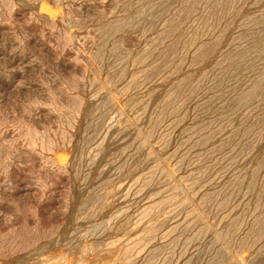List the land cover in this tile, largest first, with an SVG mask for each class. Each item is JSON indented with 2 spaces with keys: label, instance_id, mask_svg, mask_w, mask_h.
I'll list each match as a JSON object with an SVG mask.
<instances>
[{
  "label": "rangeland",
  "instance_id": "374dc122",
  "mask_svg": "<svg viewBox=\"0 0 264 264\" xmlns=\"http://www.w3.org/2000/svg\"><path fill=\"white\" fill-rule=\"evenodd\" d=\"M113 9H116V11H113ZM189 24L192 25L187 27ZM195 27L196 29H194ZM97 28L98 30H96ZM115 29L117 31H115ZM108 30L110 31L108 32ZM160 31L162 32L160 33ZM214 31L216 32L214 33ZM221 33L224 34L222 35ZM181 34L183 35L182 37ZM103 36H105V38ZM156 38H158L159 41H157ZM184 42L186 43L184 44ZM118 43L120 44L119 46ZM111 45H115V47ZM263 46L264 0H0V140H3L2 142L0 141V264L5 261L7 262V260L13 261L22 259L26 256V254L35 250L40 245L39 239L40 235H42L40 232L44 233L47 229V226L48 231L49 229L51 230L49 226H51L53 229L55 228L54 230H65L68 222L71 221L73 219L72 217H75V215L79 212L77 209L79 201L92 196H96L95 199L97 206L95 207L98 208H93L92 205L91 209L89 206L85 210H80V212L87 213L84 214L85 217H87L89 214L91 215V213L95 210H99V208L104 206L103 204H105V202L108 201L110 197L111 199H115V203L117 202L116 204H120V202L125 201L123 198L126 197L133 200L134 203L130 208H132L131 210H133V214L136 213V215H134L137 218H140L137 220L139 222L142 220L141 223L143 225L140 223L139 225L141 228H139L144 231L142 232L144 235L141 234V238L134 237L135 239H132L133 241L129 243V249H135L136 246L139 247L142 238L143 241H150V239L153 238L152 240L154 241L151 240V243L153 242L152 244L155 245L161 244L172 246L171 242L172 244L174 243L172 249L173 251L171 250L172 247H168L171 250L169 253H167L168 256L163 254L160 257L162 260L157 259V261L154 260L149 264H156V262H158L157 264H162L164 263L162 262L163 259L167 257V259H165L169 260L168 257H170L172 254V256H174L176 259L180 254L178 251H176L178 247L180 248L181 245L183 247L189 246V248L194 247V243L203 239V237L207 234V236L212 237L213 241L218 240L217 242L221 248H223V251L225 250V259L226 263L228 264L231 263L232 259H241L242 257L244 258L246 264H257V260H263L264 250H260L264 247V80H262L264 78ZM112 47L115 49L120 47V50L118 51L117 48L116 53L114 51L115 49ZM153 47H157V50ZM197 48L198 50L196 51ZM98 49L101 50L99 51ZM141 50L144 51L142 52ZM103 52H105V54ZM114 53H120L121 55H115ZM151 54L153 55L151 56ZM104 56L105 58L103 59ZM172 56L174 58H172ZM110 57H112L111 59L113 60H111ZM144 58L148 59L145 61ZM116 59L118 61H116ZM78 61L81 63H78ZM104 65H107L106 67L109 69L107 70ZM103 67H105L104 70ZM204 69L206 71H204ZM110 70L113 71L111 72ZM82 72L84 73L83 78L81 76ZM121 72H123V74H121ZM151 73L153 74L151 75ZM96 75L98 76L96 77ZM117 75H119V77L122 75L123 76L119 78ZM66 76H68L70 80ZM91 77L93 79L95 77L97 81L94 79L96 81L94 82ZM243 77L246 78L247 81ZM110 80H112V84ZM117 81H122V85L120 82L117 83ZM189 81L191 82L189 83ZM102 82L104 84H102ZM80 83L84 84L83 87L89 86L91 84L105 85L110 93H112V97H115L114 101H117V105L120 103L118 105V109L124 110L127 116L133 120L132 128L130 130L134 134L141 135L139 136L142 141L144 140L143 144L145 145V151L147 150L146 154L148 167L146 170L147 175L145 182L141 177L142 175L140 176V174L138 175V173L133 172L131 176L128 177L129 179L121 178L122 180H120V178L114 177V181L111 180L109 182L111 187L109 183L108 185L101 186L96 190L95 187L92 186L91 189L93 191L89 189L88 192L79 194L76 191L75 186L69 183V177L65 176L62 178V180L56 181V178L51 175L53 174L57 177V174L51 171L53 165H51L50 162H47L50 161L55 155L54 151L50 150L54 145L51 146V144H53L51 143V139H40L38 134L41 132L40 130L44 128L54 127L55 123L53 122L55 121L57 122V124H55L57 128L59 124V131L57 132L58 134H56L59 142L58 144L63 146V143L66 145L69 142L68 140H70L71 137L68 133L75 123V120H72V118H75L80 103V100H78L79 92L77 91L80 89L78 87L82 85ZM108 84L110 86H108ZM125 85H127L133 91L127 86L126 89H124ZM136 85L138 87H136ZM193 86H196V89ZM251 86L253 91L250 89ZM73 87H75V89ZM117 90H121L123 92L120 91V93ZM244 92H246V95ZM122 93V96L119 95ZM130 94L133 95L130 96ZM243 94L244 97L241 99ZM247 94H254V96L258 98L253 101H248L247 98L249 96ZM235 96L239 97L235 98ZM42 100L46 101L48 104ZM131 101L133 105L130 104ZM39 102H43V105H41V103L39 104ZM147 102L150 104L148 103L147 105ZM36 105L37 108L35 107ZM144 105H146V108ZM256 106L258 107L257 109ZM42 112H44V115ZM228 113L229 115L227 116ZM14 117L16 119H13ZM34 118L36 119L37 123L39 122L38 126L36 121H34ZM66 118L70 119L66 120ZM53 119L55 120L53 121ZM42 123L44 126H46L43 127ZM139 124L141 128L139 127ZM219 124L222 125V127H220ZM239 127L240 130H238ZM121 128L123 129L124 127L120 126V130ZM23 129H25V132ZM3 130L4 132H2ZM7 132H10V135ZM21 132H24L25 134H22ZM34 133H36L35 137L33 135ZM21 134L24 136H21ZM15 135L19 136L16 138ZM208 138L210 140H208ZM24 139H26V141L23 143ZM30 139H32V141ZM40 140H42V142ZM12 141L14 143H12ZM30 141L32 143H30ZM205 141H207V143ZM10 143H12L13 146ZM17 147L21 148L18 149ZM38 149L43 152H40ZM151 149L152 151H150ZM26 150L27 152H25ZM49 154H51V156ZM31 158L34 160H31ZM38 159L41 160L38 161ZM10 163L14 164L15 166L12 164L10 165ZM43 166H45V169ZM36 170L38 171L36 172ZM43 175L44 177H42ZM30 176L32 177L30 178ZM147 177H150V180ZM29 180H31V182H29ZM39 181H41V184H38ZM62 181L66 182L63 183ZM115 181L119 183L116 184ZM42 182L44 184H42ZM121 183H124V186ZM161 183L162 185H160ZM38 185H40V187H38ZM175 185L176 187L174 188ZM44 186L47 187V189L45 188L47 194L45 193V190H42L44 193H41V189L44 188ZM62 186L66 188L64 189ZM115 186L119 189L116 188L115 190ZM103 187L104 190L107 187L105 192L106 194L108 192L109 197H107L106 194L103 196L104 192H101L104 191ZM159 188L162 190H159ZM248 188L249 190L247 191ZM48 191L54 192H52L50 195V192ZM111 191H113V193ZM95 192L97 193L95 194ZM233 192H235V195H233ZM97 194H100L101 197H99L100 195L98 196ZM110 194H113V197ZM72 197L75 198L73 199ZM100 198H103L104 201L101 200L100 202ZM60 201L61 203L63 202V204H61ZM118 201L120 202L118 203ZM137 201L139 202L137 203ZM203 201L204 203L206 202V204H204ZM74 203L76 204L74 205ZM140 203H143L144 205ZM75 206L76 209H74ZM43 207L45 208L43 209ZM67 210L71 215L66 212ZM60 213L62 214L60 215ZM135 216L133 221L136 223L134 224L136 226L138 221L136 220ZM60 219H63V223ZM54 223H56V225ZM52 225H54V227ZM191 225L194 226L193 229ZM134 228L136 231L135 229H133V231L136 234L138 227ZM69 229H71V227ZM153 230H156L155 234L152 233L154 232ZM37 233H40L39 236ZM149 233L151 234L149 235ZM35 235L36 238H34ZM201 235L202 237H200ZM164 237H168L167 240ZM198 237H200V240ZM262 240L263 242H261ZM28 241H31L30 243L33 242V244H37L39 242V244H32L31 246ZM251 243H254L253 247ZM16 244H21L24 247L21 245L18 246ZM117 244L116 245L118 247H122L121 243ZM239 245L241 246L237 247ZM33 246L35 249H33ZM8 247L10 249H8ZM27 247H30L29 250ZM20 248H22V250ZM15 249L16 251H12ZM257 254L260 255L257 256ZM237 255H240L241 257ZM172 256L170 257V260H174Z\"/></svg>",
  "mask_w": 264,
  "mask_h": 264
},
{
  "label": "bare ground",
  "instance_id": "6f19581e",
  "mask_svg": "<svg viewBox=\"0 0 264 264\" xmlns=\"http://www.w3.org/2000/svg\"><path fill=\"white\" fill-rule=\"evenodd\" d=\"M188 1V0H187ZM201 1H203V0H201ZM210 1V0H209ZM217 1H219V0H217ZM117 2V1H116ZM166 2V1H165ZM196 2V1H195ZM212 2V1H211ZM237 2V1H236ZM55 3V2H54ZM184 3H185V1H184ZM193 3V2H192ZM201 3V2H200ZM101 4H102V2H101ZM106 4V3H105ZM132 4V3H131ZM134 4V3H133ZM189 4V3H188ZM188 4H187V6H188ZM194 4V3H193ZM207 4V3H206ZM211 4H216V3H211ZM234 4V3H233ZM245 4V3H244ZM73 5V4H72ZM129 5V4H128ZM143 5V4H142ZM181 5V4H180ZM183 5V4H182ZM170 6V5H169ZM172 6V5H171ZM187 6H186V8H187ZM223 6H224V4H223ZM230 6V5H229ZM237 6V5H236ZM4 7H6V6H4ZM143 7V6H142ZM145 7V6H144ZM149 7V6H148ZM219 7V6H218ZM92 8V7H91ZM132 8V7H131ZM186 8H184V9H186ZM191 8V7H190ZM215 8V7H214ZM183 9V10H184ZM198 9V8H197ZM212 10V9H211ZM219 10V9H218ZM229 10V9H228ZM92 11H93V9H92ZM97 11V10H96ZM109 11V10H108ZM113 11H116V9L114 10L113 9ZM157 11V10H156ZM206 11V10H205ZM220 11V10H219ZM20 12V11H19ZM70 12V11H69ZM138 12V11H137ZM195 12V11H194ZM99 13V12H98ZM113 13H115V12H113ZM139 13V12H138ZM178 13H180V12H178ZM217 13V12H216ZM10 14V13H9ZM43 14V13H42ZM41 14V15H42ZM79 14V13H78ZM146 14V13H145ZM83 15V14H82ZM102 15V14H101ZM109 15V14H108ZM172 15V14H171ZM180 15V14H179ZM203 15V14H202ZM215 15V14H214ZM219 15V14H218ZM224 15V14H223ZM47 16V15H46ZM85 16V15H84ZM205 16V15H204ZM212 16V15H211ZM193 17V16H192ZM197 17V16H196ZM207 17V16H206ZM262 17V16H261ZM107 18H108V16H107ZM123 18V17H122ZM127 18V17H126ZM131 18V17H130ZM151 18V17H150ZM199 18V17H198ZM204 18V17H203ZM208 18V17H207ZM215 18V17H214ZM234 18V17H233ZM121 19V18H120ZM193 19V18H192ZM197 19V18H196ZM195 19V20H196ZM232 19V18H231ZM115 20V19H114ZM142 20V19H141ZM167 20V19H166ZM165 20V21H166ZM168 20H169V17H168ZM207 20V19H206ZM255 20V19H254ZM133 21H135V20H133ZM176 21V20H175ZM194 21V20H193ZM211 21V20H210ZM167 22V21H166ZM195 22V21H194ZM203 22V21H202ZM207 22H208V20H207ZM13 24V23H12ZM110 24V23H109ZM145 24V23H144ZM162 24H164V23H162ZM204 24H205V22H204ZM80 25V24H79ZM104 25V24H103ZM107 25H108V23H107ZM137 25H138V23H137ZM157 25V24H156ZM190 25H192V24H189V25H187V27L188 26H190ZM199 25V24H198ZM93 26V25H92ZM111 26V25H110ZM118 26H119V24H118ZM200 26H202V25H200ZM210 26V25H209ZM55 27V26H54ZM78 27V26H77ZM107 27H109V26H107ZM136 27V26H135ZM212 27V26H211ZM214 27V26H213ZM94 28V27H93ZM147 28V27H146ZM180 28V27H179ZM191 28V27H190ZM198 28V27H197ZM206 28V27H205ZM143 29H144V27H143ZM194 29H196V27L194 28ZM96 30H98V28L96 29ZM99 30H101V29H99ZM111 30V29H110ZM110 30H108V32L110 31ZM129 30V29H128ZM145 30H147V29H145ZM175 30V29H174ZM204 30V29H203ZM210 30V29H209ZM115 31H117L116 29H115ZM120 31V30H119ZM169 31V30H168ZM183 31V30H182ZM197 31V30H196ZM95 32H97V31H95ZM127 32V31H126ZM145 32V31H144ZM149 32V31H148ZM147 32V33H148ZM162 31H160V33H161ZM167 32V31H166ZM201 32H203V31H201ZM216 31H214V33H215ZM3 33V32H2ZM63 33V32H62ZM105 33V32H104ZM183 33H184V31H183ZM213 33V32H212ZM247 33V32H246ZM108 34V33H107ZM179 34V33H178ZM222 34V33H221ZM224 34V33H223ZM222 34V35H223ZM239 34V33H238ZM13 35V34H12ZM157 35H159V34H157ZM205 35H207V34H205ZM256 35V34H255ZM86 36V35H85ZM113 36V35H112ZM111 36V37H112ZM183 35L181 34V37H182ZM198 36V35H197ZM212 36V35H211ZM250 36V35H249ZM90 37H91V35H90ZM104 38H105V36H103ZM161 37V36H160ZM164 37V36H163ZM180 37V38H181ZM119 38V37H118ZM117 38V39H118ZM123 38V37H122ZM154 38V37H153ZM179 38V37H178ZM85 39H86V37H85ZM91 39V38H90ZM96 39V38H95ZM116 39V40H117ZM157 39V41H159L158 40V38H156ZM160 39V38H159ZM165 39V38H164ZM191 39V38H190ZM198 39V38H197ZM92 40V39H91ZM108 40V39H107ZM106 40V41H107ZM122 40V39H121ZM120 40V41H121ZM129 40V39H128ZM163 40V39H162ZM162 40H161V42H162ZM186 40V39H185ZM93 41V40H92ZM100 41V40H99ZM114 41H115V36H114ZM119 41V40H118ZM123 41V40H122ZM164 41V40H163ZM189 42V41H188ZM214 42V41H213ZM65 43V42H64ZM104 43V42H103ZM120 43V42H119ZM118 43V46L120 45ZM172 43H173V41H172ZM180 43V42H179ZM186 42H184V44H185ZM192 43H194V42H192ZM191 43V44H192ZM68 44V43H67ZM89 44V43H88ZM105 44V43H104ZM103 44V45H104ZM108 44V43H107ZM113 44V43H112ZM114 44H115V42H114ZM122 44V43H121ZM160 44V43H159ZM168 44V43H167ZM184 44H183V46H184ZM205 44V43H204ZM245 44V43H244ZM117 45V44H116ZM161 45V44H160ZM162 45H163V43H162ZM195 45V44H194ZM99 46H100V43H99ZM107 46V45H106ZM111 46H114L115 47V45H111ZM150 46V45H149ZM149 46H148V48H149ZM217 46V45H216ZM173 47V46H172ZM178 47V46H177ZM201 47H202V45H201ZM206 47V46H205ZM264 47V46H263ZM98 48H100V47H98ZM110 48V47H109ZM113 48V47H112ZM118 48V47H117ZM116 48V49H117ZM120 48V47H119ZM118 48V51L120 50ZM126 48V47H125ZM125 48H123V49H125ZM142 48V47H141ZM147 48V47H146ZM154 49H156L155 47H153ZM165 48V47H164ZM191 48V47H190ZM190 48H189V50H190ZM89 49H90V46H89ZM113 49H115V48H113ZM116 49L114 50L115 52H116ZM122 49V50H123ZM127 49V48H126ZM125 49V50H126ZM131 49V48H130ZM134 49V48H133ZM140 49V48H139ZM145 49V48H144ZM153 49V50H154ZM163 49V48H162ZM167 49V48H166ZM237 49H238V47H237ZM63 50V49H62ZM99 50V49H98ZM101 50V49H100ZM99 50V51H100ZM110 50V49H109ZM121 50V51H122ZM129 50V49H128ZM127 50V51H128ZM150 50H151V48H150ZM157 50V49H156ZM198 50V48L196 49V51ZM113 51V50H112ZM120 51V52H121ZM138 51V50H137ZM142 52L144 51V50H141ZM155 51V50H154ZM171 51V50H170ZM169 51V52H170ZM202 51V50H201ZM213 51V50H212ZM230 51V50H229ZM228 51V52H229ZM258 51V50H257ZM111 52V51H110ZM128 52H130V51H128ZM141 52V53H142ZM150 52H153V51H150ZM176 52V51H175ZM195 52V51H194ZM204 52V51H203ZM97 53V52H96ZM104 54H105V52H103ZM117 53V52H116ZM116 53H114L115 55H118V54H120V53H118V54H116ZM178 53H179V51H178ZM205 53H206V51H205ZM232 53V52H231ZM94 54V53H93ZM98 54H99V52H98ZM111 54V53H110ZM124 54V53H123ZM131 54V53H130ZM154 54V53H153ZM153 54H151V56L153 55ZM159 54V53H158ZM176 54V53H175ZM195 54H196V52H195ZM256 54V53H255ZM112 55H113V53H112ZM114 55V56H115ZM121 55V54H120ZM119 55V56H120ZM127 55V54H126ZM129 55V54H128ZM139 55H142V54H139ZM138 55V56H139ZM166 55H167V53H166ZM169 55V54H168ZM93 56V55H92ZM108 56V55H107ZM159 56V55H158ZM164 56V55H163ZM177 56V55H176ZM188 56V55H187ZM198 56V55H197ZM99 57H101V56H99ZM124 57V56H123ZM147 57V56H146ZM185 57V56H184ZM196 57V56H195ZM205 57V56H204ZM102 58V57H101ZM105 58V56L103 57V59ZM112 57H110V59H111ZM114 58H117V57H114ZM122 58V57H121ZM126 58V57H125ZM128 58V57H127ZM159 58V57H158ZM162 58V57H161ZM172 58H174L173 56H172ZM176 58V57H175ZM183 58V57H182ZM103 59H101V60H103ZM107 59V58H106ZM129 59V58H128ZM145 59V58H144ZM146 59H148V58H146ZM146 59H145V61H146ZM165 59V58H164ZM200 59V58H199ZM236 59V58H235ZM111 60H113V59H111ZM138 60V59H137ZM185 60H187V59H185ZM99 61V60H98ZM106 61H109V60H106ZM116 61H118L117 59H116ZM127 61V60H126ZM205 61V60H204ZM80 61H78V63H79ZM111 62V61H110ZM120 62V61H119ZM133 62V61H132ZM191 62V61H190ZM195 62V61H194ZM197 62H199V61H197ZM81 63V62H80ZM123 63V62H122ZM128 63V62H127ZM134 63V62H133ZM158 63V62H157ZM110 64V63H109ZM118 64V63H117ZM116 64V65H117ZM135 64V63H134ZM143 64V63H142ZM192 64V63H191ZM200 64V63H199ZM252 64V63H251ZM81 65V64H80ZM108 65V64H107ZM107 65H104L105 67L107 66ZM157 65V64H156ZM193 65V64H192ZM250 65V64H249ZM74 66V65H73ZM113 66V65H112ZM111 66V67H112ZM114 66H115V64H114ZM158 66V65H157ZM183 66V65H182ZM181 66V67H182ZM70 67V66H69ZM105 67H103V70H104V68ZM110 67V66H109ZM118 67V66H117ZM124 67V66H123ZM125 67L127 68V66L125 65ZM159 67H161V66H159ZM180 67V66H179ZM229 67V66H228ZM232 67V66H231ZM230 67V68H231ZM240 67V66H239ZM48 68V67H47ZM60 68H62V67H60ZM68 68V67H67ZM85 68V67H84ZM107 68V70L109 69L108 67H106ZM121 68H122V66H121ZM131 68V67H130ZM238 68V67H237ZM71 69V68H70ZM81 69V68H80ZM147 69V68H146ZM149 69V68H148ZM157 69V68H156ZM33 70V69H32ZM66 70H68V69H66ZM116 70V69H115ZM118 70V69H117ZM122 70V69H121ZM127 70V69H126ZM174 70V69H173ZM57 71V70H56ZM75 71V70H74ZM85 71H87V70H85ZM111 71V70H110ZM113 71V70H112ZM111 71V72H112ZM120 71V70H119ZM123 71V70H122ZM143 71V70H142ZM155 71V70H154ZM162 71V70H161ZM204 71H206L205 69H204ZM243 71V70H242ZM69 72V71H68ZM73 72V71H72ZM105 72H106V69H105ZM124 72V71H123ZM123 72H121V74H123ZM139 72V71H138ZM160 72V71H159ZM176 72V71H175ZM23 73V72H22ZM57 73V72H56ZM90 73V72H89ZM109 73V72H108ZM118 73V72H117ZM140 73V72H139ZM158 73V72H157ZM161 73V72H160ZM252 73V72H251ZM81 74V73H80ZM86 74V73H85ZM153 73H151V75H152ZM162 74V73H161ZM193 74V73H192ZM203 74V73H202ZM75 75V74H74ZM76 75H78V74H76ZM83 75H84V73L82 72V78H83ZM86 75H88V74H86ZM99 75V74H98ZM98 75H96V77L98 76ZM116 75V74H115ZM135 75L137 76V74L135 73ZM155 75V74H154ZM174 75V74H173ZM189 75V74H188ZM203 75H205V74H203ZM202 75V76H203ZM47 76V75H46ZM61 76V75H60ZM90 76V75H89ZM107 76V75H106ZM114 76V75H113ZM118 77H119V75H117ZM123 76V75H122ZM121 76V77H122ZM135 76V77H136ZM144 76V75H143ZM225 76V75H224ZM250 76V75H249ZM67 78H68V76H66ZM65 77V78H66ZM80 77V76H79ZM100 77V76H99ZM102 77V76H101ZM104 77V76H103ZM121 77H119V78H121ZM190 77H191V73H190ZM214 77V76H213ZM238 77V76H237ZM60 78V77H59ZM88 78H90V77H88ZM87 78V79H88ZM92 78V77H91ZM108 78V77H107ZM117 78V77H116ZM124 78V77H123ZM150 78V77H149ZM148 78V79H149ZM185 78V77H184ZM183 78V79H184ZM244 78V77H243ZM69 79V78H68ZM73 79V78H72ZM77 79V78H76ZM94 79H95V77H94ZM93 78H92V80H94ZM109 79V78H108ZM112 79V78H111ZM130 79V78H129ZM166 79V78H165ZM187 79V78H186ZM185 79V80H186ZM190 79V78H189ZM245 80H246V78H244ZM244 79H243V81H244ZM251 79V78H250ZM262 79V78H261ZM70 80V79H69ZM74 80V79H73ZM89 80V79H88ZM91 80V81H92ZM96 80V79H95ZM94 80V82H96ZM102 80V79H101ZM107 80V79H106ZM105 80V81H106ZM115 80H117V79H115ZM131 80V79H130ZM146 80V79H145ZM163 80H164V78H163ZM199 80V79H198ZM223 80V79H222ZM260 80V79H259ZM262 80H264V78L262 79ZM87 81V80H86ZM104 81V80H103ZM108 81V80H107ZM112 80H110V82H111ZM123 81V80H122ZM122 81L120 82V81H117V83L118 82H120V84L122 83ZM176 81V80H175ZM204 81V80H203ZM247 81V80H246ZM93 82V81H92ZM131 82V81H130ZM144 82V81H143ZM191 81H189V83H190ZM213 82V81H212ZM79 83V82H78ZM87 83H89V82H87ZM105 83H107V82H105ZM116 83V82H115ZM188 83V84H189ZM196 83H197V80H196ZM219 83V82H218ZM242 83V82H241ZM249 83H250V80H249ZM257 83V82H256ZM261 83H262V81H261ZM65 84V83H64ZM80 84H82V83H80ZM94 84H96V83H94ZM102 84H104L103 82H102ZM100 85V84H98V85H89V86H84L83 87V85L84 84H82L81 86H79L78 88H80L79 90H77L78 92H79V99L78 100H80V103H79V106H78V109H77V114H76V116H75V118L73 119L72 118V120H75V123H74V126L71 128V130H70V132L68 133L69 134V136L71 137L70 138V140H68L69 142L66 144V145H64L65 143H63V146H60L58 143V139H57V137H56V134H58L57 132L59 131L58 130V128H59V124H58V128L55 126V124H57V122H55L54 120L55 119H53V123H55L54 124V127H49V128H44V129H42V130H40L41 132H39V134H38V137L40 138V139H46V138H49V139H51V143H53V144H51L50 142V144H51V146L52 145H54L53 147H52V149H50V150H52V151H54V153H55V155L51 158V160L50 161H47V162H50L51 163V165H53V168H52V170H51V168H50V170L53 172V173H55V174H57V177H56V175L54 176L53 174H51L53 177H55L56 178V181L57 180H62V178L63 177H65V176H67V177H69V179H70V184H73L74 186H75V188H76V191L80 194V193H86V192H88L89 191V189H91L92 188V186H94L95 187V190L97 189V188H99V187H101V186H106V185H108V183L112 180V181H114V177H118V178H120V180H122L121 178H127V179H129L128 177L129 176H131V174L133 173V172H136V173H138V175L140 174V176L143 178V181L145 182V180H146V170H147V167H148V165H147V154H146V151H145V145L143 144V142H144V140L142 141V139L140 138V136L139 135H137V134H134L130 129L132 128V124H133V120L131 119V118H129L128 116H127V114L125 113V111L124 110H120V109H118V105L120 104H118L117 105V101L115 102L114 101V99H115V97L113 98L112 97V93H110V91L108 90V88L105 86V85ZM110 84V83H109ZM108 84V86H110ZM111 84H112V82H111ZM125 84V83H124ZM217 84V83H216ZM57 85V84H56ZM114 85V84H113ZM122 85V84H121ZM148 85H149V83H148ZM173 85V84H172ZM197 85V84H196ZM253 85V84H252ZM258 85V84H257ZM59 86H61V85H59ZM118 86V85H117ZM126 86L127 85H125V88L124 89H126ZM188 86V85H187ZM199 86V85H198ZM197 86V87H198ZM200 86H202V85H200ZM216 86V85H215ZM239 86V85H238ZM37 87V86H36ZM77 87V86H76ZM81 87H83V88H81ZM113 87V86H112ZM111 87V88H112ZM116 87V86H115ZM120 87V86H119ZM128 87V86H127ZM131 87V86H130ZM136 87H138L137 85H136ZM177 87V86H176ZM180 87V86H179ZM192 87V86H191ZM195 89H196V86H193ZM246 87H247V85H246ZM54 88V87H53ZM74 89H75V87H73ZM114 88V87H113ZM129 88V87H128ZM127 88V89H128ZM186 88V87H185ZM199 88V87H198ZM201 88V87H200ZM244 88V87H243ZM66 89V88H65ZM124 89H123V91H124ZM130 90H132L131 88H129ZM202 89V88H201ZM236 89V88H235ZM248 89H249V87H248ZM247 89V90H248ZM250 89L252 90L253 88H252V86L250 87ZM24 90V89H23ZM129 90V91H130ZM144 90V89H143ZM176 90V89H175ZM194 90V89H193ZM198 90V89H197ZM71 91V90H70ZM75 91V90H74ZM117 91H119V90H117ZM121 91V90H120ZM119 91V92H120ZM123 91H121V92H123ZM128 91V92H129ZM133 91V90H132ZM199 91V90H198ZM222 91V90H221ZM237 91V90H236ZM249 91V90H248ZM253 91V90H252ZM251 91V92H252ZM50 92V91H49ZM77 92V93H78ZM120 92V93H121ZM176 92V91H175ZM193 92V91H192ZM195 92H196V90H195ZM243 92V91H242ZM247 92V91H246ZM246 92H244L245 93V95H246ZM250 92V91H249ZM152 93V92H151ZM198 93V92H197ZM204 93V92H203ZM218 93V92H217ZM220 93V92H219ZM227 93V92H226ZM116 94V93H115ZM126 94H127V91H126ZM129 94V93H128ZM178 94V93H177ZM242 94V93H241ZM252 94V93H251ZM119 95H123V93L122 94H119ZM131 95H133V94H130V96ZM149 95H151V94H149ZM200 95V94H199ZM248 95V94H247ZM125 96H127V95H125ZM249 97L247 98V100L248 101H253V100H255V99H257L256 98V96H254V94L253 95H248ZM262 96V95H261ZM260 96V97H261ZM7 97V96H6ZM44 97V96H43ZM124 97V96H123ZM122 97V98H123ZM128 97H129V95H128ZM127 97V98H128ZM148 97V96H147ZM216 97H218V96H216ZM236 97H239V96H235V98ZM242 97H244V94H243V96H241V99H242ZM73 98V97H72ZM118 98V97H117ZM121 98V97H120ZM126 98V99H127ZM131 98V97H130ZM177 98V97H176ZM175 98V99H176ZM192 98V97H191ZM221 98V97H220ZM234 98V99H235ZM245 98H246V96H245ZM50 99V98H49ZM187 99V98H186ZM211 99V98H210ZM233 99V100H234ZM239 99V98H238ZM39 100V99H38ZM37 100V101H38ZM44 100V99H43ZM42 100V101H43ZM76 100V99H75ZM120 100V99H119ZM125 100V99H124ZM134 100H136V99H134ZM162 100V99H161ZM245 100V99H244ZM49 101V100H48ZM53 101V100H52ZM66 101V100H65ZM183 101H184V99H183ZM182 101V102H183ZM238 101V100H237ZM242 101V100H241ZM16 102V101H15ZM43 102H46V101H43ZM43 102H39V104L41 103V105H43L42 103ZM123 102V101H122ZM127 102V101H126ZM138 102H140V101H138ZM160 102V101H159ZM177 102V101H176ZM185 102V101H184ZM225 102V101H224ZM223 102V103H224ZM47 103V102H46ZM77 103H78V101H77ZM76 103V104H77ZM141 103H142V101H141ZM148 103L149 102H147V105H148ZM208 103V102H207ZM241 103V102H240ZM39 104H37V105H39ZM48 104V103H47ZM130 104H132V101L130 102ZM140 104V103H139ZM139 104H137V105H139ZM150 104V103H149ZM175 104V103H174ZM183 104V103H182ZM34 105H35V103H34ZM37 105L35 106L36 108H37ZM44 105H45V103H44ZM50 105V104H49ZM61 105V104H60ZM133 105V104H132ZM223 105V104H222ZM145 106V108H146V105H144ZM144 106H142V107H144ZM178 106V105H177ZM196 106V105H195ZM232 106V105H231ZM236 106H238V105H236ZM33 107V106H32ZM49 107V106H48ZM57 107V106H56ZM63 107V106H62ZM67 107V106H66ZM125 107H128V106H125ZM124 107V108H125ZM153 107V106H152ZM230 107V106H229ZM50 108V107H49ZM48 108V109H49ZM74 108V107H73ZM123 108V107H122ZM235 108V107H234ZM233 108V109H234ZM237 108V107H236ZM258 107L256 106V109H257ZM60 109V108H59ZM75 109V108H74ZM127 109V108H126ZM149 109H150V106H149ZM208 109V108H207ZM216 109V108H215ZM37 110V109H36ZM50 110H51V108H50ZM49 110V111H50ZM67 110V109H66ZM174 110V109H173ZM172 110V111H173ZM25 111H27V110H25ZM30 111V110H29ZM52 111V110H51ZM50 111V112H51ZM142 111H143V109H142ZM206 111V110H205ZM239 111V110H238ZM36 112V111H35ZM118 112H119V114H118ZM146 112H147V110H146ZM163 112V111H162ZM178 112V111H177ZM21 113V112H20ZM28 113V112H27ZM44 112H42V114H43ZM140 113H141V111H140ZM173 113H174V111H173ZM172 113V114H173ZM180 113V112H179ZM206 113V112H205ZM213 113V112H212ZM258 113V112H257ZM39 114H40V112H39ZM39 114H38V116H39ZM118 114V115H117ZM137 114H139V113H137ZM178 114V113H177ZM22 115H23V113H22ZM44 115V114H43ZM133 115H134V113H133ZM153 115V114H152ZM229 115V113L227 114V116ZM234 115V114H233ZM245 115V114H244ZM32 116H34V115H32ZM66 116V115H65ZM165 116V115H164ZM210 116V115H209ZM219 116H220V114H219ZM13 117V116H12ZM50 117V116H49ZM152 117V116H151ZM232 117V116H231ZM241 117H242V115H241ZM26 118V117H25ZM28 118V117H27ZM30 118V117H29ZM52 118V117H51ZM62 118H65V117H62ZM249 118V117H248ZM260 118V117H259ZM258 118V119H259ZM13 119H16L15 117L13 118ZM18 119V118H17ZM24 119V118H23ZM35 119V118H34ZM70 119V118H69ZM69 119H67L66 118V120H69ZM218 119H220V118H218ZM245 119H246V117H245ZM5 120V119H4ZM45 120H47V119H45ZM60 120V119H59ZM228 120V119H227ZM8 121V120H7ZM30 121V120H29ZM34 121H36V119L34 120ZM48 121V120H47ZM58 121V120H57ZM173 121V120H172ZM247 121V120H246ZM255 121V120H254ZM68 122H71V121H68ZM142 122V121H141ZM180 122V121H179ZM204 122V121H203ZM225 122V121H224ZM223 122V123H224ZM242 122V121H241ZM8 123H9V121H8ZM17 123V122H16ZM32 123V122H31ZM39 123V122H38ZM38 123H37V121H36V124H37V126H38ZM50 123V122H49ZM52 123V124H53ZM200 123V122H199ZM230 123V122H229ZM19 124V123H18ZM29 124V123H28ZM69 124V123H68ZM68 124H67V126H68ZM244 124H245V122H244ZM42 125H43V123H42ZM49 125V124H48ZM62 125V124H61ZM72 125H73V123H72ZM136 125V124H135ZM14 126V125H13ZM13 126H11V127H13ZM29 126V125H28ZM36 126V125H35ZM46 126V125H45ZM44 125H43V127H45ZM53 126V125H52ZM70 126V125H69ZM120 126L122 127H124L123 129L121 128V130H120ZM137 126V125H136ZM142 126V125H141ZM197 126V125H196ZM210 126H211V124H210ZM219 126L220 127H222V125H220L219 124ZM16 127V126H15ZM25 127H26V124H25ZM71 127V126H70ZM139 127H140V124H139ZM203 127V126H202ZM206 127V126H205ZM230 127V126H229ZM5 128V127H4ZM20 128V127H19ZM29 128H30V126H29ZM36 128V127H35ZM34 128V129H35ZM141 128V127H140ZM235 128V127H234ZM33 129V130H34ZM155 129V128H154ZM158 129V128H157ZM163 129V128H162ZM194 129V128H193ZM249 129V128H248ZM1 130V129H0ZM22 130V129H21ZM24 130V132H25V129H23ZM62 130V129H61ZM64 130V129H63ZM204 130V129H203ZM238 130H240V127H239V129ZM263 130H264V128H263ZM10 131V130H9ZM16 131V130H15ZM19 131V130H18ZM66 131V130H65ZM148 131V130H147ZM154 131V130H153ZM152 131V132H153ZM157 131V130H156ZM162 131V130H161ZM219 131V130H218ZM221 131V130H220ZM258 131V130H257ZM2 132H4V130L2 131ZM1 132V133H2ZM24 132H21L22 134L24 133ZM38 132V131H37ZM64 132V131H63ZM63 132H62V134H63ZM68 132V131H67ZM144 132V131H143ZM149 132V131H148ZM152 132H151V134H152ZM210 132V131H209ZM213 132V131H212ZM216 132H217V129H216ZM247 132V131H246ZM8 133V132H7ZM12 133V132H11ZM27 133V132H26ZM65 133V132H64ZM139 133V132H138ZM3 134V133H2ZM1 134V135H2ZM9 135H10V132L8 133ZM16 134V133H15ZM21 134V136H24V135H22ZM25 134V133H24ZM35 134L36 133H34L33 135H34V137H35ZM66 134V133H65ZM200 134V133H199ZM209 134H211V133H209ZM258 134V133H257ZM29 135V134H28ZM60 135V134H59ZM153 135V134H152ZM219 135V134H218ZM263 135V134H262ZM6 136V135H5ZM13 136V135H12ZM16 136V135H15ZM14 136V137H15ZM19 136V135H18ZM18 136H16V138L18 137ZM30 136V135H29ZM64 136V135H63ZM67 136V135H66ZM151 136V135H150ZM189 136V135H188ZM207 136V135H206ZM217 136V135H216ZM245 136V135H244ZM243 136V137H244ZM253 136V135H252ZM3 137H4V135H3ZM7 137V136H6ZM33 137V138H34ZM37 137V138H38ZM61 137V136H60ZM65 137V136H64ZM9 138V137H8ZM12 138V137H11ZM10 138V139H11ZM24 138V137H23ZM25 138H26V136H25ZM27 138H29V137H27ZM143 138V137H142ZM214 138V137H213ZM212 138V139H213ZM7 139V138H6ZM188 139V138H187ZM204 139V138H203ZM256 139V138H255ZM13 140V139H12ZM18 140V139H17ZM31 141H32V139H30ZM198 140V139H197ZM207 140V139H206ZM208 140H210L209 138H208ZM249 140V139H248ZM1 141V140H0ZM3 141V140H2ZM1 141V142H2ZM8 141V140H7ZM11 141V140H10ZM14 141V140H13ZM12 141V143H14ZM24 141H26V139H24L23 140V143H24ZM30 141V143H32ZM41 142H42V140H40ZM185 141V140H184ZM200 141H201V139H200ZM9 142V141H8ZM199 142V141H198ZM206 143H207V141H205ZM204 142V143H205ZM222 142V141H221ZM4 143V142H3ZM7 143V142H6ZM12 143H10L11 145H12ZM29 143V144H30ZM34 143V142H33ZM37 143V142H36ZM258 143V142H257ZM1 144V143H0ZM45 144V143H44ZM47 144V143H46ZM151 144V143H150ZM165 144V143H164ZM237 144V143H236ZM49 145V144H48ZM48 145H47V148H48ZM205 145V144H204ZM203 145V146H204ZM219 145V144H218ZM6 146V145H5ZM4 146V147H5ZM8 146V145H7ZM13 146V145H12ZM31 146H32V144H31ZM51 146H50V148H51ZM209 146V145H208ZM236 146V145H235ZM22 147V146H21ZM21 147H19V148H21ZM30 147V146H29ZM198 147V146H197ZM6 148V147H5ZM14 148V147H13ZM18 148V147H17ZM18 148V149H19ZM211 148V147H210ZM7 149V148H6ZM11 149V148H10ZM30 149H31V147H30ZM32 149H33V147H32ZM40 149H41V147H40ZM147 149V148H146ZM8 150H9V148H8ZM25 150V149H24ZM39 150V149H38ZM48 150H49V148H48ZM179 150V149H178ZM20 151H22V150H20ZM19 151V152H20ZM40 152H43V151H41V150H39ZM51 151V152H52ZM150 151H152V149L150 150ZM25 152H27V150L25 151ZM46 152V151H45ZM50 152V153H51ZM190 152V151H189ZM188 152V153H189ZM48 153V152H47ZM151 153V152H150ZM21 154V153H20ZM19 154V155H20ZM43 154V153H42ZM231 154V153H230ZM10 155V154H9ZM22 155V154H21ZM24 155V154H23ZM33 155V154H32ZM31 155V156H32ZM50 156H51V154H49ZM170 155V154H169ZM188 155V154H187ZM194 155V154H193ZM0 156H1V154H0ZM3 156V155H2ZM8 156V155H7ZM18 156V155H17ZM26 156V155H25ZM24 156V157H25ZM36 156V155H35ZM149 156V155H148ZM150 156L152 157V155L150 154ZM183 156V155H182ZM228 156V155H227ZM237 156V155H236ZM12 157V156H11ZM33 157V156H32ZM188 157V156H187ZM201 157V156H200ZM210 157V156H209ZM14 158H16V157H14ZM22 158V157H21ZM26 158H28V157H26ZM38 158H39V156H38ZM12 159H13V157H12ZM17 159V158H16ZM33 158H31V160H32ZM36 159H37V157H36ZM49 159V158H48ZM156 159V158H155ZM195 159V158H194ZM227 159V158H226ZM25 160V159H24ZM30 160V161H31ZM34 160V159H33ZM39 160H41V159H38V161ZM47 160V159H46ZM180 160V159H179ZM218 160V159H217ZM234 160V159H233ZM23 161V160H22ZM153 161H154V159H153ZM191 161V160H190ZM262 161V160H261ZM12 162V161H11ZM17 162H18V160H17ZM33 162V161H32ZM35 162V161H34ZM46 162V163H47ZM16 163V162H15ZM23 163V162H22ZM29 163V162H28ZM27 163V164H28ZM37 163V162H36ZM149 163V162H148ZM191 163V162H190ZM189 163V164H190ZM229 163V162H228ZM231 163V162H230ZM12 163H10V165H11ZM17 164V163H16ZM30 164V163H29ZM33 164V163H32ZM40 164V163H39ZM12 165H14V164H12ZM26 165V164H25ZM43 165V164H42ZM46 165V164H45ZM50 165V166H51ZM15 166V165H14ZM35 166V165H34ZM41 166V165H40ZM49 166V167H50ZM161 166V165H160ZM10 167V166H9ZM9 167H7V168H9ZM22 167H23V165H22ZM30 167H31V165H30ZM44 167V169H45V166H43ZM25 168V167H24ZM40 168V167H39ZM38 168V169H39ZM42 168V167H41ZM169 168V167H168ZM182 168V167H181ZM11 169V168H10ZM9 169V170H10ZM43 169V168H42ZM2 170V169H1ZM7 171V170H6ZM12 171V170H11ZM16 171V170H15ZM21 171V170H20ZM27 171V170H26ZM32 171V170H31ZM31 171H29V172H31ZM38 170H36V172H37ZM42 171V170H41ZM149 171V170H148ZM147 171V172H148ZM177 171H178V169H177ZM236 171V170H235ZM28 172V171H27ZM39 173V172H38ZM43 173V172H42ZM49 173V172H48ZM8 174H9V172H8ZM22 174V173H21ZM40 174V173H39ZM38 174V175H39ZM44 174V173H43ZM226 174V173H225ZM240 174V173H239ZM19 175V174H18ZM17 175V176H18ZM25 175V174H24ZM34 175H36V174H34ZM49 175V174H48ZM137 175V174H136ZM234 175V174H233ZM133 176V175H132ZM139 176V177H140ZM239 176V175H238ZM6 177V176H5ZM20 177V176H19ZM29 177V176H28ZM32 176H30V178H31ZM42 177H44V175L42 176ZM66 177V178H67ZM170 177V176H169ZM233 177V176H232ZM254 177V176H253ZM252 177V178H253ZM8 178V177H7ZM13 178V177H12ZM58 178V179H57ZM131 178V177H130ZM148 178V177H147ZM150 178V177H149ZM148 178V179H149ZM33 179L35 180V178L33 177ZM32 179V180H33ZM133 179V178H132ZM131 179V180H132ZM7 180V179H6ZM22 180V179H21ZM25 180V179H24ZM23 180V181H24ZM46 180V179H45ZM48 180V179H47ZM52 180V179H51ZM116 180V179H115ZM150 180V179H149ZM254 180V179H253ZM16 181V180H15ZM41 181H42V179H41ZM41 181H39V183L38 184H41L40 182ZM67 181V180H66ZM65 181V182H66ZM133 181V180H132ZM140 181V180H139ZM142 181V180H141ZM163 181H165V180H163ZM173 181V180H172ZM211 181V180H210ZM240 181V180H239ZM19 182H20V180H19ZM22 182V181H21ZM29 182H31V180H29ZM63 182V181H62ZM65 182H63V183H65ZM116 182V181H115ZM122 182V181H121ZM124 182V181H123ZM127 182H129V181H127ZM149 182V181H148ZM7 183V182H6ZM9 183V182H8ZM50 183V182H49ZM53 183H54V181H53ZM117 183H119V182H116V184ZM131 183V182H130ZM130 183H127V184H130ZM239 183V182H238ZM249 183V182H248ZM11 184V183H10ZM30 184V183H29ZM29 184H27V185H29ZM42 184H44L43 182H42ZM57 184V183H56ZM70 184H68V185H70ZM122 184V183H121ZM120 184V185H121ZM124 184V183H123ZM122 184V185H123ZM126 184V185H127ZM60 185H61V183H60ZM68 185H67V187H68ZM109 185H110V183H109ZM121 185V186H122ZM125 185V186H126ZM144 185V184H143ZM148 185V184H147ZM158 185V184H157ZM160 185H162V183L160 184ZM167 185V184H166ZM236 185H238V184H236ZM47 186V185H46ZM50 186V185H49ZM65 186V185H64ZM64 186H62L63 188H64ZM113 186V185H112ZM124 186V185H123ZM122 186V187H123ZM130 186V185H129ZM159 186V185H158ZM171 186V185H170ZM173 186V185H172ZM216 186V185H215ZM7 187V186H6ZM38 187H40V185H38ZM41 187H43V186H41ZM54 187V186H53ZM110 187H111V185H110ZM109 187V188H110ZM128 187V186H127ZM176 187V185L174 186V188ZM183 187V186H182ZM192 187V186H191ZM45 188L47 189V187H45L44 186V188H40L41 189V193L43 192L44 193V191H42V190H45ZM58 188V187H57ZM66 188V187H65ZM64 188V189H65ZM71 188V187H70ZM73 188V187H72ZM115 188V190H116V186L114 187ZM113 188V189H114ZM126 188V187H125ZM134 188V187H133ZM139 188V187H138ZM167 188V187H166ZM204 188V187H203ZM220 188V187H219ZM55 189V188H54ZM102 189V188H101ZM106 189H107V187H106ZM105 189V190H106ZM111 189V188H110ZM112 189V190H113ZM117 189H119V188H117ZM157 189H158V187H157ZM164 189H165V187H164ZM170 189V188H169ZM200 189V188H199ZM224 189V188H223ZM251 189V188H250ZM92 190V189H91ZM103 190H104V187H103ZM105 190L104 191H101V192H104V194H103V196H105V194H106V192H105ZM114 190V191H115ZM159 190H162V189H160L159 188ZM175 190V189H174ZM178 190V189H177ZM190 190V189H189ZM234 190V189H233ZM240 190V189H239ZM249 190V188L247 189V191ZM7 191V190H6ZM39 191V190H38ZM93 191V190H92ZM98 191V190H97ZM107 191H109V190H107ZM140 191V190H139ZM138 191V192H139ZM164 191V190H163ZM171 191V190H170ZM201 191V190H200ZM227 191V190H226ZM246 191V190H245ZM32 192V191H31ZM48 192H50V191H48ZM52 192H54V191H52ZM52 192H50V195H51V193ZM99 192V191H98ZM101 192H100V194H101ZM112 193H113V191H111ZM111 192H109V193H111ZM115 192H117V191H115ZM114 192V193H115ZM123 192V191H122ZM132 192V191H131ZM30 193V192H29ZM40 193V192H39ZM45 193H46V190H45ZM67 193V192H66ZM97 192H95V194H96ZM117 193H119V192H117ZM116 193V194H117ZM124 193V192H123ZM122 193V194H123ZM126 193V192H125ZM140 193V192H139ZM142 193V192H141ZM159 193H161V192H159ZM219 193V192H218ZM221 193V192H220ZM235 192H233V195H235L234 194ZM237 193V192H236ZM34 194V193H33ZM47 194V193H46ZM49 194V193H48ZM68 194V193H67ZM92 194H93V192H92ZM99 194V195H100ZM120 194V193H119ZM137 194V193H136ZM136 194H134V195H136ZM198 194V193H197ZM215 194V193H214ZM248 194V193H247ZM13 195V194H12ZM16 195V194H15ZM94 195V194H93ZM98 195V194H97ZM98 195V196H99ZM111 195V194H110ZM113 195V194H112ZM111 195V196H112ZM126 195V194H125ZM127 195H129V194H127ZM139 195H141V194H139ZM14 196V195H13ZM47 196V195H46ZM60 196V195H59ZM62 196H64V195H62ZM87 196H88V193H87ZM97 196V197H98ZM106 196L107 197H109V195H108V192H107V194H106ZM116 196V195H115ZM120 196V195H119ZM122 196V195H121ZM195 196V195H194ZM66 197V196H65ZM86 197V196H85ZM96 197V196H95ZM95 197H86L87 199H81L80 201H79V203H78V205H77V209L79 210V212L75 215V217H72L71 219V221H69L68 222V225H66V229L65 230H62V231H59V230H54L51 226H49V228H51V230L49 229V231L47 230L48 229V226H47V229L45 228V227H43L44 229H46V231L43 233V232H40L42 235H40V239H39V242H40V245L35 249L34 248V246H33V249H35V250H33L32 252H30V253H28V254H26V256L24 257V258H22V259H17V260H7V262L5 261V262H2V264H149V263H152V261H157V259H160V257L163 255V254H165L166 256H168L167 255V253H169L172 249H173V244H172V242H171V245L172 246H169V245H161L160 243V245H155V244H152L151 243V240L153 239V238H151L150 239V241L149 240H146V239H144V240H146V241H143V238H142V241H141V244L139 245V247H137L136 246V248L135 249H129V247H130V245H129V243H131L133 240L132 239H135L134 237H140L141 236V234H143L142 232H144L143 230H141L140 228V223L142 222V220H141V222H139L138 220L140 219L139 217V219L135 216L136 215V213H134L133 214V210H131L132 208H130L131 206H132V204L134 203L133 202V200L132 199H128L126 196V198H123V200H125V201H122V202H120V201H118V203L120 202V204H116L115 203V199H111V197L109 198V200L108 201H106L105 202V204H103L104 206H100L101 208H99V210H93L94 212H92L91 213V215L89 214L87 217H85L84 216V214H87V213H85V212H80V210H85L86 208H88L89 206H90V209H91V206L93 207V208H98V207H95V206H97V203H96V199H95ZM99 197H101V195L99 196ZM113 197V196H112ZM171 197V196H170ZM227 197V196H226ZM244 197V196H243ZM42 198V197H41ZM44 198H45V196H44ZM73 198V197H72ZM75 198V197H74ZM73 198V199H74ZM119 198V197H118ZM133 198V197H132ZM145 198V197H144ZM111 199V200H110ZM120 199H121V197H120ZM119 199V200H120ZM206 199V198H205ZM29 200V199H28ZM45 200V199H44ZM67 200V199H66ZM101 200H103L104 201V199L103 198H100V202H101ZM177 200V199H176ZM186 200V199H185ZM184 200V201H185ZM203 200V199H202ZM201 200V201H202ZM207 200V199H206ZM227 200V199H226ZM228 200H229V198H228ZM42 201V200H41ZM70 201V200H69ZM140 201V200H139ZM139 201H137V203L139 202ZM183 201V202H184ZM230 201V200H229ZM19 202V201H18ZM31 202V201H30ZM99 202V201H98ZM167 202V201H166ZM220 202V201H219ZM221 202H222V200H221ZM29 203V202H28ZM34 203V202H33ZM60 203H61V201H60ZM71 203H73V202H71ZM186 203V202H185ZM195 203V202H194ZM203 203H204V201H203ZM209 203V202H208ZM224 203V202H223ZM42 204V203H41ZM61 204H63V202L61 203ZM76 203H74V205H75ZM140 204H143V203H140ZM180 204V203H179ZM196 204V203H195ZM204 204H206V202L204 203ZM240 204V203H239ZM25 205H27V204H25ZM59 205V204H58ZM139 205V204H138ZM144 205V204H143ZM142 205V206H143ZM197 205V204H196ZM245 205V204H244ZM40 206H42V205H40ZM46 206V205H45ZM67 206V205H66ZM73 206V205H72ZM71 206V207H72ZM179 206V205H178ZM201 206V205H200ZM219 206V205H218ZM224 206V205H223ZM50 207V206H49ZM55 207V206H54ZM174 207V206H173ZM182 207V206H181ZM195 207V206H194ZM194 207H192V208H194ZM198 207V206H197ZM38 208V207H37ZM41 208V207H40ZM45 207H43V209H44ZM73 208V207H72ZM142 208V207H141ZM223 208V207H222ZM28 209V208H27ZM68 209V208H67ZM74 209H76V206H75V208ZM208 209V208H207ZM48 210V209H47ZM61 210V209H60ZM88 210V209H87ZM174 210H176V209H174ZM194 210V209H193ZM211 210V209H210ZM213 210V209H212ZM218 210V209H217ZM90 211V210H89ZM92 211V210H91ZM140 211H142V210H140ZM139 211V212H140ZM66 212H68V210L66 211ZM88 212V211H87ZM159 212V211H158ZM174 212V211H173ZM25 213V212H24ZM69 213V212H68ZM141 213V212H140ZM193 213H194V211H193ZM196 213V212H195ZM254 213V212H253ZM11 214V213H10ZM62 213H60V215H61ZM70 214V213H69ZM41 215V214H40ZM39 215V216H40ZM54 215V214H53ZM71 215V214H70ZM168 215V214H167ZM192 215V214H191ZM196 215V214H195ZM229 215V214H228ZM45 216V215H44ZM134 216L136 217V220L138 221H135V222H137L138 224L135 226L134 224H136V223H134V221H133V219H135L134 218ZM209 216V215H208ZM226 216V215H225ZM30 217V216H29ZM144 217V216H143ZM170 217V216H169ZM185 217V216H184ZM215 217V216H214ZM228 217V216H227ZM59 218V217H58ZM192 218H194V217H192ZM64 219V218H63ZM62 219V220H63ZM175 219V218H174ZM21 220V219H20ZM56 220V219H55ZM61 220V219H60ZM61 220V221H62ZM146 220V219H145ZM169 220V219H168ZM184 220V219H183ZM195 220V219H194ZM27 221V220H26ZM50 221V220H49ZM144 221V220H143ZM174 221V220H173ZM185 221V220H184ZM54 222V221H53ZM148 222V221H147ZM220 222V221H219ZM62 223H63V221H62ZM179 223V222H178ZM22 224V223H21ZM37 224H38V220H37ZM55 225H56V223H54ZM67 224V223H66ZM142 224V223H141ZM145 224V223H144ZM242 224V223H241ZM247 224V223H246ZM29 225V224H28ZM33 225H35V224H33ZM43 225H44V223H43ZM64 225V224H63ZM143 225V224H142ZM162 225V224H161ZM165 225V224H164ZM179 225V224H178ZM194 225V224H193ZM218 225V224H217ZM18 226V225H17ZM30 226V225H29ZM53 227H54V225H52ZM60 226V225H59ZM62 226V225H61ZM140 227L139 228V230H138V228H137V232H136V234H135V232L133 231V229H135L134 227ZM177 226V225H176ZM211 226H212V224H211ZM245 226H247V225H245ZM56 227V226H55ZM71 227V229H69ZM133 227V228H132ZM146 227V226H145ZM191 227H192V229H193V227L194 226H192L191 225ZM23 228H24V226H23ZM35 228H37V227H35ZM40 228V227H39ZM57 228H58V226H57ZM142 228H143V226H142ZM149 228V227H148ZM161 228V227H160ZM174 228V227H173ZM254 228V227H253ZM15 229V228H14ZM17 229V228H16ZM28 229H29V227H28ZM42 229V228H41ZM43 229V230H44ZM59 229V228H58ZM146 229H147V227H146ZM183 229V228H182ZM185 229V228H184ZM191 229V230H192ZM218 229V228H217ZM229 229H231V228H229ZM252 229V228H251ZM19 230V229H18ZM149 230H150V228H149ZM187 230V229H186ZM189 230V229H188ZM203 230V229H202ZM35 231V230H34ZM38 231H39V229H38ZM135 231H136V229H135ZM152 231V230H151ZM154 231V230H153ZM156 231V230H155ZM155 231L154 232H152V233H154L155 234ZM159 231V230H158ZM199 231V230H198ZM262 231V230H261ZM206 232V231H205ZM21 233V232H20ZM24 233H25V231H24ZM40 233H37V235L39 236V234ZM165 233V232H164ZM228 233V232H227ZM230 233V232H229ZM252 233V232H251ZM23 234V233H22ZM151 233H149V235H150ZM158 234V233H157ZM197 234H199V233H197ZM205 234H207V233H205ZM255 234V233H254ZM25 235V234H24ZM144 235V234H143ZM146 235V234H145ZM208 235V234H207ZM204 236L203 237V239H201L200 240V237H202V235L200 236V237H198V239L200 240V241H198V242H196V243H194L195 245H194V247H191V248H189V246L187 247H183L182 245V247L180 246V248L178 247L179 246V244H178V249L176 250V251H178V253H180L179 254V256L175 259L174 258V256H172V258H174V260H170V257H168V259L169 260H166L167 259V257H165L164 259H163V261L162 262H164L165 264H228V263H226V256H225V250L223 251V248H221V246L219 245V243L217 242V241H213V239H212V237H209V236ZM224 235V234H223ZM234 235V234H233ZM2 236V235H1ZM155 236V235H154ZM153 236V237H154ZM164 236V235H163ZM166 236V235H165ZM183 236V235H182ZM194 236V235H193ZM249 236V235H248ZM22 237H23V235H22ZM34 237V236H33ZM149 237V236H148ZM151 237H152V235H151ZM194 237H196V236H194ZM193 237V238H194ZM18 238V237H17ZM32 238V237H31ZM34 238H36V235H35V237ZM141 238V237H140ZM139 238V239H140ZM165 238V237H164ZM168 238V237H167ZM167 238H165L166 240H167ZM178 238V237H177ZM241 238V237H240ZM244 238V237H243ZM242 238V239H243ZM256 238V237H255ZM7 239V238H6ZM15 239V238H14ZM155 239H156V237H155ZM158 239V238H157ZM162 239V238H161ZM176 239V238H175ZM197 239V240H198ZM234 239V238H233ZM245 239V238H244ZM243 239V240H244ZM260 239V238H259ZM11 240H12V238H11ZM16 240V239H15ZM31 240H33V239H31ZM37 240V239H36ZM138 240V239H137ZM177 240V239H176ZM214 240H215V238H214ZM236 240V239H235ZM234 240V241H235ZM239 240V239H238ZM241 240V239H240ZM243 240H241V241H243ZM263 240H264V238H263ZM263 240L261 241V242H263ZM3 241V240H2ZM20 241H21V239H20ZM152 241H154V240H152ZM157 241V240H156ZM163 241H165V240H163ZM228 241H229V239H228ZM29 243L31 242V241H28ZM36 242V241H35ZM39 242L37 243V244H33V242L32 243H30L31 244V246H32V244L33 245H38L39 244ZM158 242V241H157ZM159 242H161V241H159ZM168 242H169V240H168ZM167 242V243H168ZM176 242V241H175ZM184 242V241H183ZM188 242V241H187ZM244 242V241H243ZM246 242H248V241H246ZM22 243V242H21ZM28 243V244H29ZM117 243H121L122 244V247H118L117 245ZM156 243V242H155ZM186 243V242H185ZM233 243V242H232ZM235 243V242H234ZM4 244H6V243H4ZM23 244V243H22ZM25 244L27 245V243L25 242ZM29 244V245H30ZM117 244V245H116ZM120 244V245H121ZM133 244V243H132ZM184 244V243H183ZM230 244H231V240H230ZM243 244V243H242ZM252 244V243H251ZM250 244V245H251ZM262 244V243H261ZM264 244V243H263ZM3 245V244H2ZM1 245V246H2ZM8 245V244H7ZM7 245H6V247H7ZM16 245H18V244H16ZM19 245H21V244H19ZM18 245V246H19ZM24 245V244H23ZM23 245H21V246H23ZM245 245V244H244ZM243 245V246H244ZM253 245H254V243L252 244V247H253ZM4 246V245H3ZM10 246V245H9ZM30 246V247H31ZM132 246H134V245H132ZM175 246H176V243H175ZM174 246V247H175ZM235 246V245H234ZM241 245H239V246H237V247H240ZM245 246H247V245H245ZM245 246H244V248H245ZM255 246H256V243H255ZM262 246V245H261ZM260 246V247H261ZM264 246V245H263ZM262 246V247H263ZM17 247V246H16ZM24 247V246H23ZM26 247V246H25ZM29 247V248H30ZM36 247V246H35ZM118 247V248H117ZM168 247H172L171 248V250H170V248H168ZM223 247V246H222ZM261 247V248H262ZM14 248V247H13ZM28 248V247H27ZM29 248H28V250H29ZM234 248V247H233ZM258 248H259V246H258ZM257 248V249H258ZM8 249H10L9 247H8ZM21 250H22V248H20ZM25 249V248H24ZM24 249H23V251H24ZM236 249V248H235ZM241 249V248H240ZM247 249H249V248H247ZM250 249H251V247H250ZM18 250V249H17ZM27 250V249H26ZM25 250V251H26ZM243 250V249H242ZM254 250V249H253ZM252 250V251H253ZM260 250H264V247H263V249H260ZM259 250V251H260ZM12 251H16V249L15 250H12ZM11 251V252H12ZM31 251V250H30ZM173 251V250H172ZM174 251H175V249H174ZM175 251V252H176ZM233 251V250H232ZM231 251V252H232ZM236 251H237V249H236ZM258 251V250H257ZM256 251V252H257ZM228 252H229V250H228ZM230 252V253H231ZM244 252V251H243ZM246 252V251H245ZM263 252V251H262ZM16 253V252H15ZM22 253V252H21ZM25 253V252H24ZM172 253V252H171ZM247 253V252H246ZM254 253H255V251H254ZM261 253V252H260ZM264 253V252H263ZM242 254V253H241ZM244 254V253H243ZM8 255H9V253H8ZM13 255V254H12ZM228 255V254H227ZM246 255H248V254H246ZM245 255V256H246ZM254 255V254H253ZM255 255H256V253H255ZM260 255V254H259ZM258 254H257V256H259ZM1 256H2V254H1ZM5 256V255H4ZM16 256V255H15ZM237 256H240V255H237ZM244 256V255H243ZM6 257V256H5ZM241 257V256H240ZM171 258V259H172ZM246 258V257H245ZM257 258V257H256ZM3 259V258H2ZM252 259V258H251ZM255 259V258H254ZM160 260H162V259H160ZM230 260V259H229ZM248 260H250V259H248ZM253 260V259H252ZM256 260V259H255ZM264 260V259H263ZM263 260L261 259V260H257V264L259 263V264H264V262H263ZM254 261V260H253ZM259 261V262H258ZM158 262H156V264H157ZM164 263H162V264H164ZM230 263V262H229ZM252 263V262H251ZM230 264H246L245 263V261H244V258L242 257L241 259L240 258H236V259H232V261H231V263Z\"/></svg>",
  "mask_w": 264,
  "mask_h": 264
}]
</instances>
